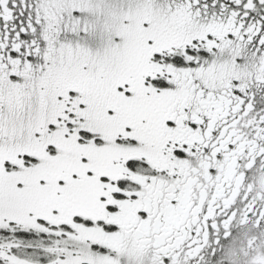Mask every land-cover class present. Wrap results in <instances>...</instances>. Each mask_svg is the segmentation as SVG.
Wrapping results in <instances>:
<instances>
[{
    "label": "snow or ice",
    "instance_id": "6c2138e0",
    "mask_svg": "<svg viewBox=\"0 0 264 264\" xmlns=\"http://www.w3.org/2000/svg\"><path fill=\"white\" fill-rule=\"evenodd\" d=\"M0 264H264V0H0Z\"/></svg>",
    "mask_w": 264,
    "mask_h": 264
},
{
    "label": "flooded vegetation",
    "instance_id": "af4514ba",
    "mask_svg": "<svg viewBox=\"0 0 264 264\" xmlns=\"http://www.w3.org/2000/svg\"><path fill=\"white\" fill-rule=\"evenodd\" d=\"M240 231H241V232H245V233H249V232H253L254 230H253V228L251 227V225H249V226L245 227L244 229H241ZM233 246L236 247V248L239 247L238 244H234Z\"/></svg>",
    "mask_w": 264,
    "mask_h": 264
}]
</instances>
